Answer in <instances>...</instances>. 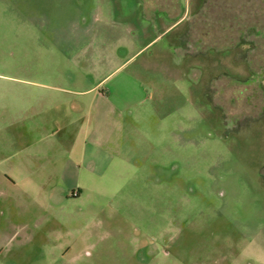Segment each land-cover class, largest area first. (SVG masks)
Returning <instances> with one entry per match:
<instances>
[{
    "label": "rangeland",
    "instance_id": "374dc122",
    "mask_svg": "<svg viewBox=\"0 0 264 264\" xmlns=\"http://www.w3.org/2000/svg\"><path fill=\"white\" fill-rule=\"evenodd\" d=\"M154 1L0 0L8 137L19 89H38L40 133L69 124L41 151H76L97 93L124 109L122 155L78 197L54 170L2 209L0 264H264V0Z\"/></svg>",
    "mask_w": 264,
    "mask_h": 264
},
{
    "label": "crops",
    "instance_id": "0c3cea01",
    "mask_svg": "<svg viewBox=\"0 0 264 264\" xmlns=\"http://www.w3.org/2000/svg\"><path fill=\"white\" fill-rule=\"evenodd\" d=\"M159 3H161L160 0H155L153 4ZM183 18L184 16L173 17L171 15L166 20L155 19L154 22L161 24L164 29L153 40L170 32L171 28L180 23ZM91 90L76 91L74 94L83 96ZM16 95L23 99L29 96L30 103L17 105L13 137L10 134L8 137L7 134L11 127L8 125L9 122L6 121L2 127L0 122V213L6 208L8 202L16 201L23 192L28 196H33V194L36 196L35 192L39 186L40 190L53 192L56 189L52 182L54 170L59 171L61 183L68 192L67 195H63V199L69 200L70 196L78 197L83 191V186L79 183L81 171L85 174H100L102 172L101 160L105 156L122 155L124 136L121 111L124 109H118L116 101L111 97V92H99L94 97L90 110L93 117L90 122L92 125L88 133L86 128L84 129L82 140L75 138L76 151L71 150V139L69 138L66 149L63 145L59 151L38 150L39 144L44 141L51 146L54 133L63 130V127L67 128L69 124L60 126L57 123L52 129L42 127L40 133L39 120L41 118V122L43 121L41 116L43 112L41 111L42 114H40L39 111L38 89H19ZM105 114L116 118L115 130L104 123ZM55 126L59 128L56 130ZM45 198L49 200L48 193Z\"/></svg>",
    "mask_w": 264,
    "mask_h": 264
}]
</instances>
